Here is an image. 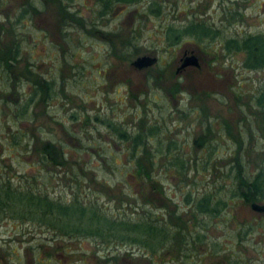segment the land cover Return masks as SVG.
I'll use <instances>...</instances> for the list:
<instances>
[{
  "label": "rangeland",
  "instance_id": "1",
  "mask_svg": "<svg viewBox=\"0 0 264 264\" xmlns=\"http://www.w3.org/2000/svg\"><path fill=\"white\" fill-rule=\"evenodd\" d=\"M46 1L0 0V25L6 16L7 21H15L22 4L25 7L31 2L37 9L24 13L14 29L23 39L22 58L28 55L33 69L28 72L17 66L13 71L16 81L5 86L2 96L23 101L34 91L31 80L56 79L58 98L35 103L31 108L35 120L19 125L32 132L38 128L41 133L37 135L61 142L66 158L72 160V169L70 163L67 167L45 166L36 156L10 146L2 126L5 121L12 130L19 125L11 121L5 107L7 117L0 116V177H9L15 185L30 183L53 199L70 202L76 195L85 204L91 202L115 216L121 209L130 215V211L141 213L148 208L152 216L165 217V210L177 213V208L185 207L187 190L197 194L209 191L226 204L216 216L197 217L199 223H193L191 231L203 235V240L189 259L195 261L193 264H224L225 259H237V264H264V213L251 210L250 203L231 198L229 193L236 187L235 174L229 168L234 157L241 160L244 176L264 166V107L255 104L264 89V68H244L242 52L228 53L223 48L229 37L264 35V0L115 2L104 15L98 14L101 7L97 0ZM60 10L72 16L55 25ZM201 20L218 29L219 36L203 40L188 36L170 43L169 29ZM183 50L197 53L198 66L174 74ZM141 55L155 56L157 61L137 70L130 62ZM193 111L200 114V123L192 124V129L188 120ZM71 112H78L77 120L68 118ZM142 117L148 123L163 121L162 147L171 141V153L179 152L185 160L195 158L197 163L208 160L207 168L197 167L195 172L191 165L183 181L170 176L169 169L157 167L163 163L166 167L168 161L155 156L154 173L160 186L154 197L145 193V205L138 192L140 182L129 175L131 168L123 153L127 144L118 141L108 127L110 123L135 129ZM202 139L204 144H198ZM148 141L151 149L156 146L155 137ZM247 228L250 231L240 239ZM51 235L52 231L31 221L1 220L0 256L4 264H52L50 256L56 264H104L93 255L91 239L55 236L56 240H51ZM62 244L67 251L59 249ZM212 245L218 252H209ZM133 251L130 255L117 251L119 258L114 264H150L141 250L134 247ZM179 255L167 252L163 262L153 263L183 264L184 256Z\"/></svg>",
  "mask_w": 264,
  "mask_h": 264
},
{
  "label": "trees",
  "instance_id": "2",
  "mask_svg": "<svg viewBox=\"0 0 264 264\" xmlns=\"http://www.w3.org/2000/svg\"><path fill=\"white\" fill-rule=\"evenodd\" d=\"M47 1L50 3L49 1L51 0ZM97 1L101 7L98 14L104 15L115 2L129 3L137 0ZM58 3L61 4V1L58 0ZM28 10L37 12L33 3L30 2L25 7L22 4L15 16V21H7L6 16L4 22L0 25V116L7 117L4 109L7 107L11 113V121L16 122L17 125L22 122L32 123L35 120L36 116L33 112V114L31 113V108L35 103L58 98L53 90L55 79L47 80L39 77L30 81L34 87L32 95H29L30 93L27 94L29 96L26 97V95L23 101L16 99L20 100V103L16 102V100L10 101L2 96L5 86L16 81L13 71H15L17 66H23L28 72L34 66L33 61L28 60V55H26L25 59L22 58L25 53L20 51L23 39L21 34L14 30L16 28L15 23L24 16V13H28ZM58 15L60 17L61 15L71 17L72 13L60 10ZM66 20H68L66 17H61L55 23H63ZM5 23L7 27L4 26ZM169 31L170 43H178L182 38L188 36L194 37L196 40L213 39L219 36V30L203 20L179 28L169 29ZM8 32L11 39L8 38ZM223 48L228 53L242 52L244 54L242 62L244 68L252 70L264 68V35L261 33L229 37L224 41ZM23 77L28 81L25 76ZM34 94H37L36 99ZM7 104L12 105L11 108ZM255 104L258 107H264V89L259 91L258 96L255 98ZM81 112H83L81 114L84 119V108H82ZM77 113L71 112L68 118L77 120ZM95 119L97 120V117ZM162 123L163 121H153L152 123L149 121L148 123L147 118L142 117L137 123V127L131 130L111 126L108 123L111 133L117 140L127 144L123 153L126 155L131 168L129 175L136 177L137 181L140 182L138 183L140 185L138 192L144 198V205L146 202L145 193L147 197H154V191L160 186L157 184L158 179L154 173L155 169H157L155 156H164L161 158L168 161L166 167L164 163L157 165V167L162 166L164 170L169 169L172 173L170 176H179L180 179L184 178L183 181L187 177L186 175L189 176L188 172L191 165H193L192 169L194 172L198 169L197 167L204 169L208 165L207 159H201L200 163H197L195 158L185 160L181 153H171L170 145H173L171 141L165 147H162L164 139L161 137L163 135L161 130ZM4 124L2 130L8 136L6 142L10 146L36 156L45 166L67 167L70 163L69 167H72V160L70 161L66 158L65 154L67 151L63 149L61 142L51 141L41 135H37L41 133L38 128L36 132H32L25 130L22 128L23 126L19 125L18 128L12 130L6 121ZM207 128L211 129V125L208 124ZM153 137L156 138V146L151 149L148 146V140ZM198 144H204V140H198ZM243 167L239 157H234L233 162L229 165L230 170L235 174L234 181L236 184L234 189L231 188L229 190L231 198H241L245 203L263 201L264 166H261L259 170L249 177L244 176ZM213 168L214 166L212 165L210 169L212 170ZM72 179L76 180V176H73ZM192 181L194 183L195 180ZM37 188L30 183L22 184L18 182L15 185L9 177H0V221L10 219L13 222L17 220L21 224L27 221L34 222L38 228L42 227L52 231L51 240H56L55 236H66L70 239L78 240L91 239L95 247L93 255L101 258L104 264L107 262L114 264L119 258L117 251L122 250L129 255L134 254V247L136 250H141V254L146 258H149L150 264H154L153 262L157 260L163 262L162 256L167 252L169 254L172 252L178 254L180 252V255L184 256L182 258L183 264H187L189 260L193 264L195 261L189 259V255H193L196 252L197 246H200L203 240V235L191 231V228L194 227L193 223H199V218L197 217L200 215L216 216L226 204L224 199L215 193L206 191L202 194H197L187 190L183 196L185 207L181 205L182 209L177 208V213H170L171 211L165 210V217H154L148 208H145L141 213H137L136 210L130 211V215L124 209H121V212L115 216L107 214L96 204L91 202L85 204L76 195L69 202L53 199ZM126 205L130 209V205ZM249 228L242 232V236H239L240 239L245 235L246 231L247 233L250 231ZM53 249L55 251L59 249L62 251L68 250L65 244H62L59 249L58 247H53ZM216 250L213 246V249L210 248L209 252L215 253ZM182 251H185V253ZM204 255L207 258L212 257L208 254ZM48 256H50V253H48ZM195 256L199 257L197 254ZM201 257L200 261L202 260ZM175 260L176 258L171 261ZM237 261V259L230 261L225 259L224 264H237Z\"/></svg>",
  "mask_w": 264,
  "mask_h": 264
},
{
  "label": "water",
  "instance_id": "3",
  "mask_svg": "<svg viewBox=\"0 0 264 264\" xmlns=\"http://www.w3.org/2000/svg\"><path fill=\"white\" fill-rule=\"evenodd\" d=\"M156 62L155 56L150 55H141L135 57L131 62L130 65L135 69H142L149 67L153 65ZM180 64L178 65L177 69H181L186 66H198V61L196 56L193 53H190L189 55L183 54L179 59ZM250 209L256 212H264V203H257V202H251L249 204Z\"/></svg>",
  "mask_w": 264,
  "mask_h": 264
},
{
  "label": "flooded vegetation",
  "instance_id": "4",
  "mask_svg": "<svg viewBox=\"0 0 264 264\" xmlns=\"http://www.w3.org/2000/svg\"><path fill=\"white\" fill-rule=\"evenodd\" d=\"M56 17H57V19L59 20L61 17H66V15H61V17H60V15H56ZM67 18V17H66ZM57 19H55L54 20V23H55V21H57ZM56 24V23H55ZM82 26H83V29H84V19H83V22H82ZM186 53H193L195 56H196V58H197V61H198V56H197V53H195L194 51H192V50H183L182 51V53H181V55H179V57L177 58V61H176V63H177V65H175V67H174V74H177L178 72H180V71H183V70H185L187 67H189V66H186V67H183V68H181V69H178V70H176L177 69V67H178V65L180 64V62H179V59H180V57L183 55V54H186ZM156 61H157V58H156ZM156 63V62H155ZM154 63V64H155ZM153 64V65H154ZM152 66V65H151ZM147 68V67H146ZM142 69H145V68H142ZM142 69H137V70H142ZM58 88H59V86H57V81H56V79H55V81H54V83H53V90H54V92L55 93H57V90H58ZM60 105L62 106L63 104H61L60 103ZM190 118H189V120H188V123H189V126L188 127H191L192 129H193V127H192V124H196V123H198V124H196V125H198L199 126V123H200V114H198L196 111H193L192 112V114H191V116H189ZM257 203H262V202H257ZM260 213H264V212H260ZM54 254V253H53ZM52 255V254H51ZM0 259H1V262L4 264V261H3V256H0ZM50 260H51V263L52 264H56V262H57V260H55V259H53V257L52 256H50ZM50 264V263H49Z\"/></svg>",
  "mask_w": 264,
  "mask_h": 264
}]
</instances>
